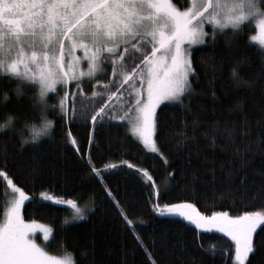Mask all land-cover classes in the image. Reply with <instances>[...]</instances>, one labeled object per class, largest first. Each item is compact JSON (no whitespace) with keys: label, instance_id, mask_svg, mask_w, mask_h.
<instances>
[{"label":"trees","instance_id":"16d2710c","mask_svg":"<svg viewBox=\"0 0 264 264\" xmlns=\"http://www.w3.org/2000/svg\"><path fill=\"white\" fill-rule=\"evenodd\" d=\"M174 2L181 8L188 6L184 0ZM254 30L251 23L233 37L227 28L226 35L217 33L215 42L208 37L192 50L191 97L185 96L183 104L165 103L157 109L155 139L167 163L160 153L143 146L126 120L105 117V122L94 129L90 118L85 119L86 102L83 107L81 102L77 105L79 112L74 118L69 107L68 118L63 119L54 92L46 97L49 107L45 112L53 121L52 128L48 135L32 141L30 128L24 125L25 121L37 128L42 124L41 105L32 107L36 90L25 89L17 97L16 80H0V92L9 93V99L0 105V123L9 115L18 117L11 128L0 131V169L29 195L21 206L22 218L53 226L54 235L47 242L50 252L63 255V238L68 250L74 251L76 264H89L92 259L95 264H152L153 260L156 264H232L231 256L223 253L232 249L230 238L217 230L196 229L183 217L166 212L161 215L154 205L188 202L205 215L264 210V55L261 45L249 41ZM237 60H243L238 66L240 76L253 87L234 85L230 73ZM107 72L111 73L110 67ZM136 86L139 88V80ZM85 88L91 93L90 85ZM237 100L242 101V110L230 111ZM94 109L95 105L87 112L88 117ZM20 130L29 138L22 148ZM69 131L78 142L79 153L68 141ZM89 155L93 165L102 170V180L92 173ZM121 160L146 169L153 179L127 165L120 166ZM107 164L118 166L105 169ZM230 170L238 172L229 176ZM242 176L246 177L243 184ZM153 182L158 188H153ZM41 192L76 200L86 219L71 220L74 209L43 200ZM8 197L7 181L0 177V219ZM116 201L134 221V227L126 224ZM65 219L70 223L62 227ZM254 243L250 264H264V231L259 228ZM93 244L94 257H81V248Z\"/></svg>","mask_w":264,"mask_h":264},{"label":"snow or ice","instance_id":"6c2138e0","mask_svg":"<svg viewBox=\"0 0 264 264\" xmlns=\"http://www.w3.org/2000/svg\"><path fill=\"white\" fill-rule=\"evenodd\" d=\"M189 6L179 7L174 0H0V80H16L14 89L18 97L25 89H35L32 107L40 104L39 114L42 124L28 125L32 133L31 140L37 141L41 135H48L53 121L47 119L45 112L49 107L47 95L54 92L58 96V107L63 119L68 118L69 107L73 118L77 113L76 97L93 102L102 99L90 117L85 111V119L91 120L93 128L109 120L128 121L133 135L138 136L145 148L160 153L154 134L159 127L157 106L162 101L184 103L185 96L191 97L192 85L189 75L194 73L187 47L205 43V23L213 26L212 38L217 33L225 34L232 30V36L240 35L243 28L256 20L257 34L249 41H258L264 55V0H184ZM230 44V41H226ZM82 52V55L77 53ZM237 60L230 76L236 87L251 88V81L240 76ZM82 64H86L83 67ZM133 65L129 67V65ZM108 67L111 73L107 72ZM106 77V79H104ZM139 80V88L136 82ZM74 83L75 90L67 86ZM57 85L60 88H57ZM85 85H90L91 93ZM125 85H128L126 88ZM146 85V86H145ZM114 89V90H113ZM63 90V95L59 91ZM215 99V91L212 90ZM107 96L104 99V96ZM72 97L69 104V97ZM9 99L7 91L0 92V105ZM52 107H56L53 105ZM190 111V108L188 109ZM242 110V101L237 100L233 109ZM9 115L0 123V131L12 127L17 119ZM243 131V130H242ZM232 132L228 130V136ZM68 141L76 147L78 142L69 131ZM28 137L20 130V147L28 142ZM216 137H212L215 144ZM89 134V143H93ZM88 165L92 173L102 177L91 156ZM120 166L127 165L152 180L149 172L131 163L121 160ZM116 164H107L105 169L115 168ZM238 170H230L233 176ZM171 175V174H170ZM13 192L18 194L7 208L6 219L0 222V264H76L74 251H69L61 241L63 255L56 256L45 250V246L36 242L30 234L39 227L43 241L49 242L54 235L50 225H37L36 221L25 222L21 216V206L29 200V195L18 187L7 173L0 169ZM246 177L240 178V183ZM153 188L158 186L153 182ZM108 196L116 200L111 190L105 186ZM45 201L69 205L74 209L71 220L86 219L85 210L74 199H64L50 193L41 192ZM116 207L126 224L134 227L126 211L116 201ZM161 215L165 212L176 214L190 221L196 229L215 228L233 242L232 249H224V255L231 256L232 264H250V254L255 252L254 233L258 228L264 231V210L244 211L239 215H230L228 211H213L211 215L196 210L188 202L178 204L154 205ZM70 223L62 222V227ZM199 235V233L197 234ZM141 247H145L140 237H136ZM91 243V242H90ZM145 251L148 252L145 247ZM215 251V249H213ZM81 257H94V244L82 247ZM151 259V254L148 253ZM89 264H95L94 259ZM152 264H156L153 260Z\"/></svg>","mask_w":264,"mask_h":264},{"label":"rangeland","instance_id":"374dc122","mask_svg":"<svg viewBox=\"0 0 264 264\" xmlns=\"http://www.w3.org/2000/svg\"><path fill=\"white\" fill-rule=\"evenodd\" d=\"M188 6H189V5H188ZM188 6H187V7H188ZM251 23H252V25L255 27L254 34H253V36H255V35L257 34V29H256V23H257V21H256V20H253V21H251ZM251 23H250V24H251ZM204 30H205L206 33H208V35L204 36V38H203L204 41H206L208 37H211V36H212L213 26H212L211 24H209V23H205V25H204ZM256 43L259 44L258 41H256ZM202 44H204V43H201V44H192L190 47H187L186 51H187L188 57H189L190 59H191V52H192V50H193L195 47L200 46V45H202ZM259 45H260V44H259ZM77 54H78V55H82L83 53L78 51ZM82 66H83V67H86V64H82ZM189 77H190V75H189ZM145 86H146V85H145ZM125 87L127 88L128 85H125ZM57 88L59 89L60 86L57 85ZM67 88H68V89H71V88H72L71 90H75V85H74V83H73V86H72V83L70 82V84L67 86ZM113 90H114V89H113ZM91 91H92V90H91ZM49 93H50V92H49ZM51 93H52V92H51ZM62 95H63V90H62L61 96H62ZM106 98H107V96L105 95V96H104V99H106ZM68 99H70V101H71V100H72V97L70 96ZM81 100H82V98L79 97V96H77V97H76V104L79 105L80 102H81ZM85 102L88 103V106H89V107H88V109H87V112H89V111L94 107V105H95V107H99L100 103H102L103 101H102V99H97V101L95 102L94 105H93V102H91V101H85ZM165 103L172 104V103H178V102H177V101H162L161 104L157 106V109H158L162 104H165ZM78 112H79V111H78ZM78 112H77V114H78ZM130 126H131V128H132V125H131V124H130ZM136 138L139 140L138 136H136ZM154 139H155V134H154ZM139 141H140V140H139ZM143 146H144V145H143ZM146 149H147V148H146ZM147 150L150 151L149 149H147ZM7 188H8V193H9L8 202H7V204H6L5 208H4L3 216H2V218L0 219V222H3V221L6 219L5 213H6L7 208H8V207L11 205V203L14 201L15 196L18 195V194H16V193L13 192L12 188H11L8 184H7ZM51 202H52V201H51ZM66 206H69V205H66ZM69 207H71V206H69ZM71 208H72V207H71ZM166 213H167V212H166ZM168 214H169V213H168ZM170 215H176V214H170ZM176 216H178V215H176ZM30 221H31V220H25V222H30ZM36 222H37V225H41V224L46 225V224L41 223V222H38V221H36ZM210 230H216V229H215V228H212V229H210ZM30 236H31L33 239H36V242H37V243H40L42 246H45V245H46L45 250L48 251L50 254H52V255H56V256H61V255H58V254H54V253H52V252H50V251L48 250L47 242H44V241H43V233L40 231L39 227H37V230H36L35 232L31 233Z\"/></svg>","mask_w":264,"mask_h":264}]
</instances>
